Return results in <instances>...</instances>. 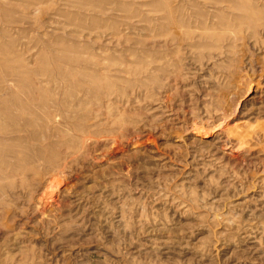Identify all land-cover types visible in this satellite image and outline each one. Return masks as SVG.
I'll return each mask as SVG.
<instances>
[{
    "label": "rangeland",
    "instance_id": "1",
    "mask_svg": "<svg viewBox=\"0 0 264 264\" xmlns=\"http://www.w3.org/2000/svg\"><path fill=\"white\" fill-rule=\"evenodd\" d=\"M0 264H264V0H0Z\"/></svg>",
    "mask_w": 264,
    "mask_h": 264
}]
</instances>
